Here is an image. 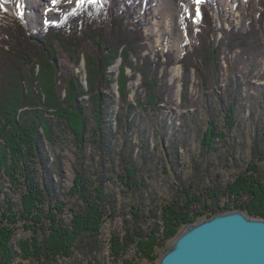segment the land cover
I'll use <instances>...</instances> for the list:
<instances>
[{
  "label": "trees",
  "instance_id": "1",
  "mask_svg": "<svg viewBox=\"0 0 264 264\" xmlns=\"http://www.w3.org/2000/svg\"><path fill=\"white\" fill-rule=\"evenodd\" d=\"M214 1L216 2L203 0L198 4L195 29V36L198 37L191 44L193 54L199 52L202 55V62L192 61L193 57L186 55L191 51L184 48V77L191 66L204 77L203 71L206 68L203 69V65L209 64L216 68L218 64L222 45L215 47L204 41L206 34L215 32L216 22L212 9ZM119 2L85 0L81 7L61 14L58 19L45 21L43 27L31 32L17 17L7 12L0 16V196L3 193L1 181L5 176L9 177V182L17 185L20 195L18 204L6 198L5 205L0 199V244L5 247L8 241L6 237L15 236L14 231L9 232L6 225L17 229L18 222L30 219L33 225L29 229L35 231L33 241H39L35 246L40 251H33V255L40 264H47L50 262L49 258L54 256L70 257L69 251L74 246V250L78 249V242L86 240L88 243L83 248L87 247L90 253H97L100 250L98 239L102 235V224L107 215L115 213L114 203H108L111 199L102 195L103 185L100 183L92 187L83 172H79L68 196L70 200L80 199L86 207L75 209L74 222L70 224L62 223L61 218L60 221L55 217L52 209L64 208L63 203L57 199L60 194L55 195L56 185H52L51 177L48 176L49 183L45 180L44 185L41 184L37 164L45 159L46 162L49 161L44 147L56 142V126L68 129L72 137L84 145L88 129L86 106L90 105L98 130H95L96 136L99 134L100 143H103L107 134V97L112 85L117 82L119 97L125 103L129 101L132 89L130 82L140 73L141 87L143 86L147 95V102L156 105L159 103L158 86L162 76L159 67L164 65L163 60L169 56L168 63L173 62L172 54L169 55L168 51L162 53L157 50L154 54L155 61L151 55H143L146 50L143 43L146 36L143 23H140L143 21L134 19L129 25L125 23L126 14L128 10H133L135 2L131 5L125 1ZM260 6L262 11L258 20L256 21L255 16L251 17L242 31L235 25L223 29L229 40V44L225 46L236 49L261 42L259 29L264 32V0H261ZM188 43L186 41L185 46ZM61 51L67 52L75 62H79L83 56L87 89L74 73L66 72L64 76L66 75L67 85L59 84L63 79L58 59ZM119 58L121 61L116 78V72L111 70V66ZM127 68L133 71L132 76L127 74ZM205 79L207 80V76ZM62 90L65 91L64 97ZM85 96L88 100H85ZM135 102L142 104L140 97ZM117 119L120 123L127 122L128 116L122 112ZM214 135V128L209 127L205 144L210 145ZM261 148L254 144L253 154L258 159H264ZM128 163L125 161L124 175L119 176L131 189L136 190V185L133 184L136 167ZM46 171L49 175V170ZM197 175L199 168L196 166L190 181L178 185L172 198L159 208L150 203L146 205L149 206L148 209L141 206L131 212L134 215L133 221L126 219L120 235H113L111 238V249L118 259L123 258L124 264H137L135 257L154 259L159 248L180 234V228L219 212L239 209L253 217L264 218V179L256 161L225 185L207 186ZM127 179L132 182H127ZM3 231H7L6 235ZM12 241L13 239L9 241L8 257L6 255L7 258L1 263H12L11 255L15 251ZM131 249L134 252L132 259L123 257ZM31 253L26 251L18 256L26 257ZM31 259L33 257H29L30 261Z\"/></svg>",
  "mask_w": 264,
  "mask_h": 264
},
{
  "label": "rangeland",
  "instance_id": "2",
  "mask_svg": "<svg viewBox=\"0 0 264 264\" xmlns=\"http://www.w3.org/2000/svg\"><path fill=\"white\" fill-rule=\"evenodd\" d=\"M119 1L130 5L135 2L133 10H128L127 17L125 16V23L129 25L134 19L143 21L140 22L143 23L146 36L143 42L146 50L143 55L149 54L155 61L154 54L157 50L162 53L168 51L169 55L172 54L173 62L168 63L169 56L163 60L164 65L159 67L162 76L158 86L159 103L156 105L147 102V95L143 86L141 87L140 73L130 82L132 89L128 103H124L119 97L117 82L112 85L111 93L107 97V137L105 136L103 143H100L101 136H96L98 130L90 105L86 106L88 129L84 145L77 138H73L68 129L56 126V142L44 147L49 161L46 162L43 155L45 161L37 164L41 184L44 185L48 176L51 177L52 185H56L55 195L60 194L57 199L63 203L64 208L61 206V210L52 209L55 217L59 220L61 218L62 223L70 224L74 222L75 209L86 207L80 199L70 200L68 196V191L75 185L79 172H83L92 187L100 183L103 185L102 195L111 199L108 203H114L115 213L107 210L110 214L102 224V235L98 239L100 250L97 253H90L87 247L83 248L88 243L86 240L78 242V249L74 250V246L69 251L70 257H50L47 264H124L123 258L118 259L111 249L112 236L123 231V222L126 219L133 221L132 211L141 206L148 209L149 206L146 205L150 203L159 208L170 200L178 185L190 181L196 166L199 168L197 177L207 186L225 185L240 172L246 171L255 161L259 163L264 179V159H258V156L253 154L254 144L262 147L264 152V32L259 29V44L250 43L246 47L236 49L225 46L229 44V40L224 32L231 25L242 31L253 16L257 21L262 11L261 0L214 1L215 6L212 9L216 22L215 32L206 34L204 41L205 44H213L215 47L222 45V48L216 68L209 64L202 66L203 69L206 68L203 71L204 77L194 66H191L184 77V48L191 51L186 55L193 57L192 61L202 62V55H199V52L193 54L191 44L197 39L195 37H198L195 36L198 18V4L195 0H177L176 8L174 6L169 10L173 12L169 18L162 10L167 0ZM7 3L14 4V0H0V16L7 12L17 17L29 32L43 27L45 21L58 19L61 14L81 7L78 0H46L36 10L30 9L31 6L23 1L22 5L15 7H5ZM31 12H35L36 16L30 15ZM186 41L189 43L185 46ZM58 59L63 71V79L59 84L67 85L64 74L74 73L87 89L83 56L79 62H75L67 52L61 51ZM120 61L119 58L111 66V70L116 72V78ZM60 74L59 72L58 75ZM127 74L132 76L133 71L127 68ZM64 96L65 91L62 90V97ZM137 97L141 98V105L136 104ZM85 100H88L87 96ZM122 112L128 116L127 122L118 121L117 116ZM209 127H213L216 133L211 146L205 144ZM125 161L126 164L129 161L136 167L133 183L136 190L131 189L119 176L124 173ZM46 170H49V175ZM126 181L132 182L129 179ZM1 182L2 203L7 205L5 199L9 198L14 204H18L20 195L17 185L9 182L7 176ZM50 187L52 188L51 185ZM22 220L17 223V229L6 225L7 230L14 231L15 236L6 237L8 241L5 247L0 244V264H40L33 255V251L40 252L39 247L35 246L39 241H33L35 231L29 229L33 224L30 219ZM183 229L184 227L180 228L179 233ZM10 239H13V250L16 251L11 255L12 263H1L8 257ZM172 241L159 248L154 259L135 257V262L160 264L162 254ZM26 251L29 254L32 252L31 255L18 256ZM129 253L123 257L132 259L133 250H129ZM29 257L33 259L30 261Z\"/></svg>",
  "mask_w": 264,
  "mask_h": 264
},
{
  "label": "water",
  "instance_id": "3",
  "mask_svg": "<svg viewBox=\"0 0 264 264\" xmlns=\"http://www.w3.org/2000/svg\"><path fill=\"white\" fill-rule=\"evenodd\" d=\"M160 264H264V218L234 209L188 223Z\"/></svg>",
  "mask_w": 264,
  "mask_h": 264
},
{
  "label": "bare ground",
  "instance_id": "4",
  "mask_svg": "<svg viewBox=\"0 0 264 264\" xmlns=\"http://www.w3.org/2000/svg\"><path fill=\"white\" fill-rule=\"evenodd\" d=\"M22 1L24 2V3H26L27 5H30L31 7H30V9H32V10H36L37 8H39L42 4H43V2L44 1H46V0H14V4H10V3H7L6 5H4L5 7H15V5H22L21 3H22ZM176 2H177V0H167V1H165V4H164V7L162 8V10H163V13H165V15L166 14H168V16H166L167 18H169L170 16H171V14H173V12L171 11V12H169V10L171 9V8H173L175 5H176ZM23 6H21V8H22ZM175 8H176V6H175ZM29 9V8H28ZM27 11H31V10H27ZM32 14H30V15H34V16H36L35 15V12H31ZM33 16V17H34ZM39 64V63H38ZM122 65V64H121ZM84 67V66H83ZM37 83V82H36Z\"/></svg>",
  "mask_w": 264,
  "mask_h": 264
},
{
  "label": "snow or ice",
  "instance_id": "5",
  "mask_svg": "<svg viewBox=\"0 0 264 264\" xmlns=\"http://www.w3.org/2000/svg\"><path fill=\"white\" fill-rule=\"evenodd\" d=\"M53 2H55V0H53ZM78 2L81 4V5H83L84 4V2H85V0H78ZM201 2V0H195V3L196 4H199ZM197 14H199V10L197 9Z\"/></svg>",
  "mask_w": 264,
  "mask_h": 264
}]
</instances>
